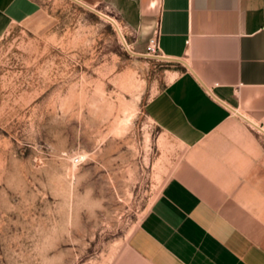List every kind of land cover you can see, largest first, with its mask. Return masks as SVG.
I'll list each match as a JSON object with an SVG mask.
<instances>
[{"label":"rangeland","instance_id":"374dc122","mask_svg":"<svg viewBox=\"0 0 264 264\" xmlns=\"http://www.w3.org/2000/svg\"><path fill=\"white\" fill-rule=\"evenodd\" d=\"M73 10L50 0L0 38V264H119L188 155L144 112L171 67Z\"/></svg>","mask_w":264,"mask_h":264},{"label":"crops","instance_id":"0c3cea01","mask_svg":"<svg viewBox=\"0 0 264 264\" xmlns=\"http://www.w3.org/2000/svg\"><path fill=\"white\" fill-rule=\"evenodd\" d=\"M64 1L76 30L100 19ZM76 1L111 19L132 53L155 41L171 70L144 112L188 152L119 264H264V0ZM49 2L0 0V38Z\"/></svg>","mask_w":264,"mask_h":264},{"label":"water","instance_id":"95a60500","mask_svg":"<svg viewBox=\"0 0 264 264\" xmlns=\"http://www.w3.org/2000/svg\"><path fill=\"white\" fill-rule=\"evenodd\" d=\"M69 1L72 2V3H74V4H76V5H78V6H80V7H82V8H84L85 10H87V11L93 13L94 15H96L97 17H99L100 19H102L104 22H106V23H107V24L113 29V31L116 33L117 37L119 38V40H120V42H121L122 47L124 48V50H125L129 55H131V56H135V57H142V58H152V59H156V60L163 59V58H160L159 56L137 55V54L132 53V52L128 49V47H127V45H126V43H125V41H124V39H123V37H122V35H121L119 29H118V27L116 26V24H115L111 19H109L108 17H106V16H104V15L98 13L97 11H95V10H93V9H91V8H89V7H87V6L83 5V4H81V3H79V2L76 1V0H69ZM177 62H180V61H177ZM230 110H231L234 114H236L239 118H241L242 120H244L246 123H249L246 119H244L242 116H240L239 114H237L235 111H233L232 109H230ZM249 124L252 125L251 123H249ZM252 126H254V125H252Z\"/></svg>","mask_w":264,"mask_h":264},{"label":"built area","instance_id":"2783aa9c","mask_svg":"<svg viewBox=\"0 0 264 264\" xmlns=\"http://www.w3.org/2000/svg\"><path fill=\"white\" fill-rule=\"evenodd\" d=\"M154 54H155V56H158L156 54V43H155V41L151 40L149 42L147 48H146V54L145 55L152 56Z\"/></svg>","mask_w":264,"mask_h":264}]
</instances>
